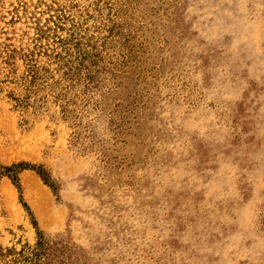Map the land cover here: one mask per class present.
<instances>
[{
  "label": "rangeland",
  "instance_id": "rangeland-1",
  "mask_svg": "<svg viewBox=\"0 0 264 264\" xmlns=\"http://www.w3.org/2000/svg\"><path fill=\"white\" fill-rule=\"evenodd\" d=\"M17 164L0 264H264V0H0Z\"/></svg>",
  "mask_w": 264,
  "mask_h": 264
},
{
  "label": "trees",
  "instance_id": "trees-1",
  "mask_svg": "<svg viewBox=\"0 0 264 264\" xmlns=\"http://www.w3.org/2000/svg\"><path fill=\"white\" fill-rule=\"evenodd\" d=\"M27 167H28L27 165L17 164L16 166L6 167L5 171H0V173L11 176L13 181L15 183H17L19 181V179H18V177L16 175L17 171L18 170H22V169L27 168ZM38 172L41 175V177H43V179L46 182H48V178L46 177V175L41 170H38ZM37 249L39 251V253H37V255H40L41 253H43L45 251L44 242L42 240L39 241Z\"/></svg>",
  "mask_w": 264,
  "mask_h": 264
}]
</instances>
